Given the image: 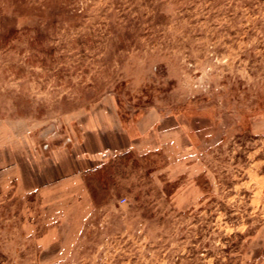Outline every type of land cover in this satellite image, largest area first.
I'll use <instances>...</instances> for the list:
<instances>
[{
    "label": "rangeland",
    "instance_id": "374dc122",
    "mask_svg": "<svg viewBox=\"0 0 264 264\" xmlns=\"http://www.w3.org/2000/svg\"><path fill=\"white\" fill-rule=\"evenodd\" d=\"M104 98L152 147L0 186V264H264V0H0V146Z\"/></svg>",
    "mask_w": 264,
    "mask_h": 264
},
{
    "label": "crops",
    "instance_id": "0c3cea01",
    "mask_svg": "<svg viewBox=\"0 0 264 264\" xmlns=\"http://www.w3.org/2000/svg\"><path fill=\"white\" fill-rule=\"evenodd\" d=\"M147 119L126 127L113 100L104 98L71 119L79 133L71 135L66 146L36 145L23 130L17 141L0 146V161L16 158L13 164L5 165L9 169L0 170V186L15 178L21 195L39 193L44 200L51 199L57 190L65 189L59 186L66 182L80 184L82 174L106 157L139 147L151 148V136L144 128Z\"/></svg>",
    "mask_w": 264,
    "mask_h": 264
},
{
    "label": "trees",
    "instance_id": "16d2710c",
    "mask_svg": "<svg viewBox=\"0 0 264 264\" xmlns=\"http://www.w3.org/2000/svg\"><path fill=\"white\" fill-rule=\"evenodd\" d=\"M126 155V153H123V155L122 156H125Z\"/></svg>",
    "mask_w": 264,
    "mask_h": 264
}]
</instances>
